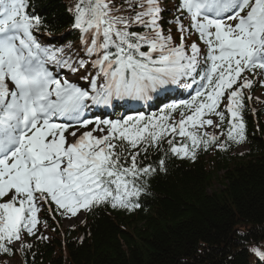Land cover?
<instances>
[{
    "label": "snow or ice",
    "instance_id": "obj_1",
    "mask_svg": "<svg viewBox=\"0 0 264 264\" xmlns=\"http://www.w3.org/2000/svg\"><path fill=\"white\" fill-rule=\"evenodd\" d=\"M30 8L0 0V256L26 258L49 218L134 212L173 158L247 139L246 102L264 88V0H76L77 38L59 45L41 40ZM171 86L187 98L157 112L93 111ZM245 247L264 264V236Z\"/></svg>",
    "mask_w": 264,
    "mask_h": 264
},
{
    "label": "trees",
    "instance_id": "obj_2",
    "mask_svg": "<svg viewBox=\"0 0 264 264\" xmlns=\"http://www.w3.org/2000/svg\"><path fill=\"white\" fill-rule=\"evenodd\" d=\"M30 2V11L47 27L42 41L76 40V0ZM244 118L242 144L227 152H202L195 162L173 158L168 172L151 180L141 208L98 207L70 228L60 217L58 223L49 218V228H41L48 239L35 241L26 258L4 257H14L16 264H251L245 245L264 236V100L246 102ZM241 145L245 149L237 150Z\"/></svg>",
    "mask_w": 264,
    "mask_h": 264
},
{
    "label": "rangeland",
    "instance_id": "obj_3",
    "mask_svg": "<svg viewBox=\"0 0 264 264\" xmlns=\"http://www.w3.org/2000/svg\"><path fill=\"white\" fill-rule=\"evenodd\" d=\"M257 97L258 98L259 97L262 98V97H264V94L262 92L260 94L257 93ZM242 149H245V147L244 148L241 147L240 151H242ZM213 187L216 188L217 187V184H214ZM82 219H83V214L81 213V214H79L78 217L72 218L70 220L69 219H62V224L65 227H71V226H73V225L78 224L79 222H81ZM7 264H14V260L13 259H8L7 260Z\"/></svg>",
    "mask_w": 264,
    "mask_h": 264
},
{
    "label": "bare ground",
    "instance_id": "obj_4",
    "mask_svg": "<svg viewBox=\"0 0 264 264\" xmlns=\"http://www.w3.org/2000/svg\"><path fill=\"white\" fill-rule=\"evenodd\" d=\"M180 97L183 98L184 96H180ZM174 101H177V99H175ZM174 101H173V102H174Z\"/></svg>",
    "mask_w": 264,
    "mask_h": 264
}]
</instances>
